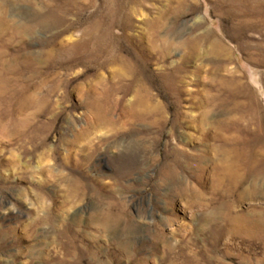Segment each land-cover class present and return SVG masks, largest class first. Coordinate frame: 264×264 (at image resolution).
Instances as JSON below:
<instances>
[{
	"label": "rangeland",
	"instance_id": "rangeland-1",
	"mask_svg": "<svg viewBox=\"0 0 264 264\" xmlns=\"http://www.w3.org/2000/svg\"><path fill=\"white\" fill-rule=\"evenodd\" d=\"M0 264H264V0H0Z\"/></svg>",
	"mask_w": 264,
	"mask_h": 264
},
{
	"label": "bare ground",
	"instance_id": "bare-ground-1",
	"mask_svg": "<svg viewBox=\"0 0 264 264\" xmlns=\"http://www.w3.org/2000/svg\"><path fill=\"white\" fill-rule=\"evenodd\" d=\"M210 49L212 50V52L216 55V56H219L221 51H222V48H221V45H219L218 43H214L210 46ZM140 100L145 102L143 98L140 97ZM256 157V156H254ZM254 160L253 156L250 154V153H244V152H236L235 154V157H234V162H239L238 165H240V168L241 170H250V167L249 165H251V162ZM241 162V164H240ZM254 163V161L252 162ZM252 168V166H251ZM239 172H235V171H232L230 173V177L233 179V180H237L239 177L242 176L241 172H240V169H238ZM259 193V192H258ZM255 217H261V216H256L254 215ZM236 217V216H235ZM238 217V216H237ZM256 222V221H255ZM255 226V225H254ZM258 230V229H257Z\"/></svg>",
	"mask_w": 264,
	"mask_h": 264
}]
</instances>
